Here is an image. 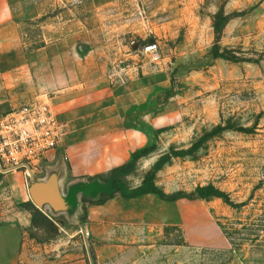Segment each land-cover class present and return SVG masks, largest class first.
Segmentation results:
<instances>
[{
	"label": "rangeland",
	"instance_id": "rangeland-1",
	"mask_svg": "<svg viewBox=\"0 0 264 264\" xmlns=\"http://www.w3.org/2000/svg\"><path fill=\"white\" fill-rule=\"evenodd\" d=\"M36 2L39 23L90 18L102 24L120 67L162 69L171 78L169 125L154 130L120 179L128 195L164 193L170 223L132 262L264 264V0ZM153 42L162 49L159 66L131 50ZM209 186L230 203L196 196ZM51 220L58 236L38 229L30 236L57 246L83 234L63 217Z\"/></svg>",
	"mask_w": 264,
	"mask_h": 264
},
{
	"label": "crops",
	"instance_id": "crops-1",
	"mask_svg": "<svg viewBox=\"0 0 264 264\" xmlns=\"http://www.w3.org/2000/svg\"><path fill=\"white\" fill-rule=\"evenodd\" d=\"M37 5L0 0V118L37 99L48 101L66 125L48 164L64 155L69 182H107L149 146L154 130L169 125L171 78L162 69H123L101 23L88 18L50 27L39 23ZM30 202L22 171L0 175V264H93L87 245L98 264H135L131 255L153 248L170 223L171 205L159 196L117 194L101 205L85 200L82 235L42 244L30 236Z\"/></svg>",
	"mask_w": 264,
	"mask_h": 264
},
{
	"label": "built area",
	"instance_id": "built-area-1",
	"mask_svg": "<svg viewBox=\"0 0 264 264\" xmlns=\"http://www.w3.org/2000/svg\"><path fill=\"white\" fill-rule=\"evenodd\" d=\"M136 58L155 66L162 63L158 42L131 48ZM66 135V125L57 119L52 105L37 99L0 118V175L22 171L27 184L44 174L49 155L57 150Z\"/></svg>",
	"mask_w": 264,
	"mask_h": 264
},
{
	"label": "water",
	"instance_id": "water-1",
	"mask_svg": "<svg viewBox=\"0 0 264 264\" xmlns=\"http://www.w3.org/2000/svg\"><path fill=\"white\" fill-rule=\"evenodd\" d=\"M69 167L64 155L54 163L44 165V174L28 182L32 203L50 219L63 217L71 226L82 227L85 200L98 202L110 193V183L96 178L68 181ZM88 254L92 263L89 247Z\"/></svg>",
	"mask_w": 264,
	"mask_h": 264
},
{
	"label": "trees",
	"instance_id": "trees-1",
	"mask_svg": "<svg viewBox=\"0 0 264 264\" xmlns=\"http://www.w3.org/2000/svg\"><path fill=\"white\" fill-rule=\"evenodd\" d=\"M136 159H137V155H134L132 161L128 165L120 167L118 169H115L111 173V175L109 176V178L107 180V182L110 183V186H111L110 193L109 194H103L102 198L98 202H95L93 204L101 205L105 201H107L108 199L116 196L117 194H121L125 197H138V196H142L144 194H150L151 193V194H155V195L159 196L162 200H167L166 195L164 193H162L158 190H155V189L148 191V192L141 193V194H137V195H128L125 192L124 187L121 185L120 179L123 176V174H125L127 167ZM196 196L199 198H210V197L224 198L227 203H230V199L228 198V196L224 195L223 193H220L219 191L214 189L213 186H209V187H205V188H199L197 193H196ZM25 206L32 214L33 227L35 230L36 229L44 230L45 232L52 231L53 237H56L59 235L58 227H56V225H54L53 221L49 217H47L38 208H36L32 202H30L29 204H26ZM93 259L95 260V258H93Z\"/></svg>",
	"mask_w": 264,
	"mask_h": 264
}]
</instances>
